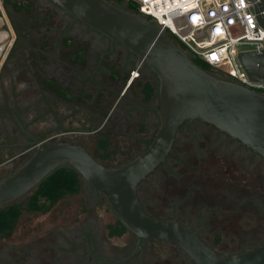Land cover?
<instances>
[{
	"label": "flooded vegetation",
	"instance_id": "obj_1",
	"mask_svg": "<svg viewBox=\"0 0 264 264\" xmlns=\"http://www.w3.org/2000/svg\"><path fill=\"white\" fill-rule=\"evenodd\" d=\"M32 1L23 3L27 6ZM36 1L45 9L44 24L22 34L6 9L19 11L23 7L12 0H0V31L7 34L1 42L2 47L6 45L0 54L4 57L0 74L8 63L4 85L8 101L12 100L9 110L0 107V136L12 139V167L30 154L35 140L51 144L69 134L73 139L90 134L105 135L102 139L120 136L128 139L124 143L134 158L149 145L159 126L156 73L148 64L139 66L137 55L126 46L74 19L52 0ZM110 1L127 6L125 0ZM18 40L24 42L28 58L24 60L20 54L21 58L10 60ZM73 44L77 46L75 54ZM135 70L138 75H133ZM19 77L30 85L19 87ZM148 84L153 89L150 95ZM34 87L44 102L42 116L47 104L54 110L56 103L66 101L72 112L82 113L83 118L74 122L71 112L66 122H44L41 133L30 128V123L25 127L21 118L26 112L18 117L15 111L24 108L19 105L24 100L22 92ZM34 99L28 92L26 100ZM137 193L150 215L190 226L219 253L231 255L264 242V157L200 118L187 119L179 126L165 160L140 181ZM74 194L84 197V219H73V204L65 205L63 218L43 227L38 235L22 243L0 241V264H195L174 242L149 239L139 245L138 237L113 210L107 214L112 208L106 197L83 178ZM29 197L15 203L26 206ZM44 205L48 203L44 201ZM27 209L41 214L49 210ZM116 227L122 231L115 232ZM220 243L242 247L229 252L217 249L215 245Z\"/></svg>",
	"mask_w": 264,
	"mask_h": 264
},
{
	"label": "water",
	"instance_id": "obj_2",
	"mask_svg": "<svg viewBox=\"0 0 264 264\" xmlns=\"http://www.w3.org/2000/svg\"><path fill=\"white\" fill-rule=\"evenodd\" d=\"M52 1L126 46L137 55L139 66L151 67L158 77L159 126L145 150L120 166L101 162L78 142L35 140L26 160L0 177V208L33 194L59 167L71 166L106 197L139 245L149 239L174 242L195 264H264V242L231 255L219 253L190 226L150 215L137 193L140 181L165 160L187 119L209 122L264 157V93L200 66L155 18L110 0ZM250 1L264 27V0ZM239 60L251 80L264 82V50L240 52Z\"/></svg>",
	"mask_w": 264,
	"mask_h": 264
},
{
	"label": "built area",
	"instance_id": "obj_3",
	"mask_svg": "<svg viewBox=\"0 0 264 264\" xmlns=\"http://www.w3.org/2000/svg\"><path fill=\"white\" fill-rule=\"evenodd\" d=\"M129 0H125L128 4ZM137 12L155 18L176 43L223 75L264 93V82L249 78L243 51L264 50V27L250 0H134ZM133 75L138 72L133 71Z\"/></svg>",
	"mask_w": 264,
	"mask_h": 264
},
{
	"label": "rangeland",
	"instance_id": "obj_4",
	"mask_svg": "<svg viewBox=\"0 0 264 264\" xmlns=\"http://www.w3.org/2000/svg\"><path fill=\"white\" fill-rule=\"evenodd\" d=\"M13 2L17 3V5H21L23 9L19 11H14L10 9H6L8 15L11 13L16 21V25L18 28L21 29V33L23 34L24 30L27 28H41L44 24L42 22L41 17L43 16V13L45 11L44 7L40 6L36 0L29 2V4L26 6L24 5V0H12ZM122 5V4H120ZM26 6V7H25ZM11 17V15H10ZM7 37V34L5 31H0V54L2 50L4 49L5 45L2 47V39ZM24 42L22 40H18L15 42L13 48V53L9 56V59L11 60L13 57H17L20 54L24 55V60L28 57L26 56L25 48H24ZM80 44V42H78ZM3 48V49H2ZM67 49H70L69 47ZM77 51V46L73 44V53L75 54ZM21 58L20 56L18 59ZM4 57L0 58V62H3ZM21 60V59H20ZM213 73L218 75H223L219 70L216 68L210 69ZM10 71V67L8 66V63L3 64V70L0 74V107L4 109L5 111L9 110L11 101H8V91L6 84V81H8V72ZM225 76V75H223ZM227 77V76H226ZM26 82H23L22 77L18 78V86L19 87H26ZM137 90L140 91V88L137 87ZM28 92L33 93L34 100H26L28 97ZM38 89L34 87L30 91L22 92V96L24 97L23 103H20L19 105L23 104V109H18L15 111L17 113V116H21L22 113L25 111V115L22 120V124L26 127L28 123L31 124V127L36 133H41L42 130L45 128H42V124L44 122H66L67 119L70 117V113L72 112V108L70 106V103L66 101L58 102L56 103V106H54V110L50 108V104H47L46 106V114L45 116H42L41 113H43L45 106L42 99H38ZM16 95H14V102L17 104ZM20 101V100H19ZM16 106V105H15ZM16 108V107H14ZM73 116V121H78L77 119L83 118V114L78 113H71ZM73 123V122H72ZM47 127V126H46ZM139 127H136V131H138ZM140 132V131H139ZM61 133V132H58ZM69 135H65L63 140H70L73 142H78L82 145H84L98 160L106 163L107 165H121L125 160L130 159L133 157L132 151L129 149V147L124 143V141L128 139H123L120 136L114 137L109 136L108 138H105L109 141V156L104 155V151L99 148L98 141L99 139H102L106 137L105 135H97V134H90L87 135V137L84 138H71ZM60 137V136H59ZM55 138V141L61 139V138ZM135 144V142H134ZM138 148V147H137ZM29 153V152H28ZM26 154L25 156H22L17 160L14 164V167L6 169H0V177L7 175L11 173L13 170H15L20 164H22L29 154ZM82 181V179H81ZM67 202V203H66ZM73 204V219H84L86 216V212L84 209V197L83 195H75L69 197V198H62L56 203V206L53 208H50L48 211L41 213H36L32 210H28L26 206L22 207V214L18 217L14 229L8 233L0 235V241H2L5 244H12V243H22L23 241L27 240L29 236L38 235L45 227L46 225L53 224V221H60L64 216V208L65 205ZM107 214H112V209H107ZM217 246V249L220 250H227L229 252L234 251L235 248H241L240 245L236 244H224L220 243Z\"/></svg>",
	"mask_w": 264,
	"mask_h": 264
},
{
	"label": "trees",
	"instance_id": "obj_5",
	"mask_svg": "<svg viewBox=\"0 0 264 264\" xmlns=\"http://www.w3.org/2000/svg\"><path fill=\"white\" fill-rule=\"evenodd\" d=\"M136 4V1L129 0L126 7L130 10L137 11ZM16 8L20 9L19 6ZM194 60L203 68L207 70L211 69V66L206 62L198 58H194ZM146 91L149 95L153 93V89L149 84L146 86ZM98 146L103 150H108L109 143L106 139H100L98 141ZM105 154L107 155L108 153ZM81 179V175L73 167H59L46 177L39 184L35 192L30 195L26 201V208L44 211L48 210L53 203L63 198L65 195L78 192L81 186ZM44 201L48 203V205H44ZM23 206L24 205L21 203H12L6 207L0 208V235L8 234L14 229L18 217L22 214ZM124 228L125 226H123L122 229ZM122 229L116 227L115 232H121Z\"/></svg>",
	"mask_w": 264,
	"mask_h": 264
},
{
	"label": "crops",
	"instance_id": "obj_6",
	"mask_svg": "<svg viewBox=\"0 0 264 264\" xmlns=\"http://www.w3.org/2000/svg\"><path fill=\"white\" fill-rule=\"evenodd\" d=\"M12 139L7 135L0 136V169H8L12 168L11 165V146Z\"/></svg>",
	"mask_w": 264,
	"mask_h": 264
}]
</instances>
